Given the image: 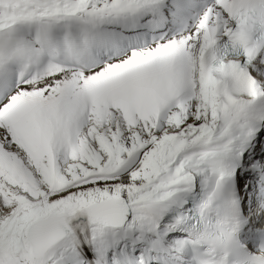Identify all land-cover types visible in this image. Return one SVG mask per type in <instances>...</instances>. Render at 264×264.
Masks as SVG:
<instances>
[{"label": "snow or ice", "instance_id": "obj_1", "mask_svg": "<svg viewBox=\"0 0 264 264\" xmlns=\"http://www.w3.org/2000/svg\"><path fill=\"white\" fill-rule=\"evenodd\" d=\"M0 264H264V0H0Z\"/></svg>", "mask_w": 264, "mask_h": 264}]
</instances>
